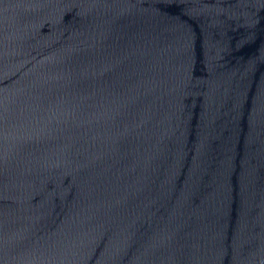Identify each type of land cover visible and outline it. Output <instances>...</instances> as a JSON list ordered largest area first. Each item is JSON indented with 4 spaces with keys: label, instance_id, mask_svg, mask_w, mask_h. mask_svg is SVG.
<instances>
[{
    "label": "water",
    "instance_id": "water-1",
    "mask_svg": "<svg viewBox=\"0 0 264 264\" xmlns=\"http://www.w3.org/2000/svg\"><path fill=\"white\" fill-rule=\"evenodd\" d=\"M0 264H264V0H0Z\"/></svg>",
    "mask_w": 264,
    "mask_h": 264
}]
</instances>
